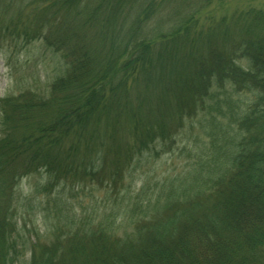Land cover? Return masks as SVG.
Masks as SVG:
<instances>
[{"label":"trees","instance_id":"1","mask_svg":"<svg viewBox=\"0 0 264 264\" xmlns=\"http://www.w3.org/2000/svg\"><path fill=\"white\" fill-rule=\"evenodd\" d=\"M254 1L0 0V264H264Z\"/></svg>","mask_w":264,"mask_h":264},{"label":"rangeland","instance_id":"2","mask_svg":"<svg viewBox=\"0 0 264 264\" xmlns=\"http://www.w3.org/2000/svg\"><path fill=\"white\" fill-rule=\"evenodd\" d=\"M241 2H249V0H240ZM259 3L264 7V0H255L253 4ZM239 2H234L231 7L242 6ZM257 5V4H256ZM42 47L36 44H30L21 51H14L12 47L5 48L0 53V98L13 92V94L27 87H37L34 80L39 78L44 80L45 65L47 71L52 70L50 63L43 57ZM56 59H53L55 63ZM181 160L174 161L180 162ZM164 163L170 164L172 162ZM35 179H24L22 188H27Z\"/></svg>","mask_w":264,"mask_h":264}]
</instances>
